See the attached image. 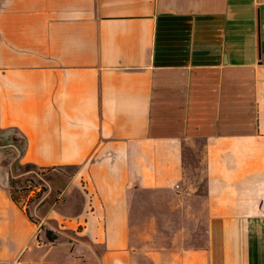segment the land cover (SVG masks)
<instances>
[{"label":"crops","instance_id":"crops-1","mask_svg":"<svg viewBox=\"0 0 264 264\" xmlns=\"http://www.w3.org/2000/svg\"><path fill=\"white\" fill-rule=\"evenodd\" d=\"M0 128V264H264V0H0Z\"/></svg>","mask_w":264,"mask_h":264},{"label":"rangeland","instance_id":"rangeland-1","mask_svg":"<svg viewBox=\"0 0 264 264\" xmlns=\"http://www.w3.org/2000/svg\"><path fill=\"white\" fill-rule=\"evenodd\" d=\"M25 139L16 129H1L0 128V150L4 152L5 161L8 162L12 168V174L14 176V182L12 189L18 196L20 202H25L29 205L31 203H37L44 201V196L48 186L42 178H39V182L43 184L42 190L35 193L33 196L30 195L28 184L30 179L27 177L36 173L31 165H23L20 163V157L24 148ZM33 170L32 172H30ZM39 177V176H38ZM38 182V181H37ZM34 183V182H33Z\"/></svg>","mask_w":264,"mask_h":264},{"label":"built area","instance_id":"built-area-1","mask_svg":"<svg viewBox=\"0 0 264 264\" xmlns=\"http://www.w3.org/2000/svg\"><path fill=\"white\" fill-rule=\"evenodd\" d=\"M28 188H29V191H30V195L29 196H33V195H35V193L40 192V190H42V186L36 185L32 181H30V184H28ZM12 264H24V263L21 262L20 260H15V261L12 262Z\"/></svg>","mask_w":264,"mask_h":264},{"label":"trees","instance_id":"trees-1","mask_svg":"<svg viewBox=\"0 0 264 264\" xmlns=\"http://www.w3.org/2000/svg\"><path fill=\"white\" fill-rule=\"evenodd\" d=\"M12 195L16 201H19L18 196L15 194L14 190H12ZM49 232V231H48Z\"/></svg>","mask_w":264,"mask_h":264}]
</instances>
